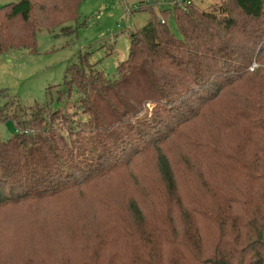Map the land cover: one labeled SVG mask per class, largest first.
Wrapping results in <instances>:
<instances>
[{
	"label": "trees",
	"instance_id": "1",
	"mask_svg": "<svg viewBox=\"0 0 264 264\" xmlns=\"http://www.w3.org/2000/svg\"><path fill=\"white\" fill-rule=\"evenodd\" d=\"M156 1L165 6L159 16L151 3L129 9L149 17L127 34L128 58L114 78L88 64L84 53L65 70L61 84L50 87L60 106L54 111L20 106L0 90V123L10 121L15 129L0 139V213L57 200L146 156H154L158 179L172 192L173 172L162 149L210 107L208 118L215 116L219 98L241 85L247 91L223 107L230 116L225 129L240 134L241 143L224 151L217 134L200 148L227 176L252 186L243 195L221 191L216 202L193 206L194 215L216 225L210 251L194 264H264V0H217L205 8L203 0ZM81 2L18 0L0 6V54L34 52L40 30L70 35ZM168 16L175 32L166 24ZM252 64L256 68L249 71ZM72 89L84 120H73L76 113L64 109ZM129 212L139 215L134 203ZM124 230L130 244L138 245L130 226ZM185 257L183 247L173 248L166 264H186Z\"/></svg>",
	"mask_w": 264,
	"mask_h": 264
},
{
	"label": "rangeland",
	"instance_id": "2",
	"mask_svg": "<svg viewBox=\"0 0 264 264\" xmlns=\"http://www.w3.org/2000/svg\"><path fill=\"white\" fill-rule=\"evenodd\" d=\"M17 1L0 0V6ZM155 1L82 0L77 25L69 24L71 29L76 27L70 35H60L58 29L50 33L40 30L34 52L0 54V90L6 92L8 101L20 106H47L54 111L60 106L56 90L50 87L61 84L65 70L84 53L88 64H95L106 78H114L117 65L128 58L127 34L142 28L149 17L147 12L128 10L151 3L159 16L165 6ZM215 2L203 0L201 7ZM166 24L175 32L170 16ZM240 86L232 95L219 98L221 108H216L215 116L208 118L210 107L162 149L173 172L172 192L158 179L154 156H146L134 160L126 171L57 200L6 208L0 213V264H166L176 247L185 249L184 263L200 262L215 241L216 225L194 215L193 206L205 207V201L211 202L221 191L243 195L252 186L227 176L222 167L208 162L200 148L208 136L217 134V146L224 151L231 144L241 143L240 134L225 129L230 116L223 112L226 105L236 104L240 92L247 91ZM75 98L72 89L64 109L76 113L73 120H84L73 104ZM14 131L10 121L0 123L1 140ZM132 203L138 208V216L129 212ZM233 210L238 211L239 206ZM124 224L130 226L133 234L129 230V235L138 245L130 244L133 242L125 235ZM172 241L176 243L172 245ZM144 254L148 261L143 260Z\"/></svg>",
	"mask_w": 264,
	"mask_h": 264
},
{
	"label": "built area",
	"instance_id": "3",
	"mask_svg": "<svg viewBox=\"0 0 264 264\" xmlns=\"http://www.w3.org/2000/svg\"><path fill=\"white\" fill-rule=\"evenodd\" d=\"M132 9H135V7L130 8V10H132ZM128 12H129V10H128ZM254 66H255V64H252V65L250 66V68H249V71H252L253 68H254Z\"/></svg>",
	"mask_w": 264,
	"mask_h": 264
}]
</instances>
